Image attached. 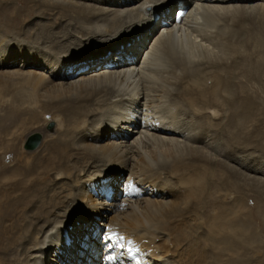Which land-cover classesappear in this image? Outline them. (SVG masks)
<instances>
[{"label": "bare ground", "instance_id": "1", "mask_svg": "<svg viewBox=\"0 0 264 264\" xmlns=\"http://www.w3.org/2000/svg\"><path fill=\"white\" fill-rule=\"evenodd\" d=\"M92 1H55L54 8L70 20L68 26L57 33L47 34L45 30L37 39L35 47L39 49L41 43H46L43 47L48 56L33 52L24 55V65L36 62L33 65L37 67L40 62L50 70L49 75L36 68L25 71L40 76V116L47 115L52 121V112L57 111H68L70 119L73 114L83 115L76 116L82 125L71 128V147L75 149L71 157L80 172L71 180V188L62 187L68 181L58 182V189L50 194L49 208L42 206L47 210L38 213L45 215L43 222L29 229L27 221L12 220L17 208L32 203L29 187L20 179L8 184L10 194L6 202L0 203V264H47L51 257V264H99L100 254L103 264H185L176 249L178 243L189 242V237L176 240L172 236L174 227L157 226L142 217L138 220L143 213L140 203L147 207L157 201L158 190L164 196L168 194L165 179L170 175L166 170L175 168L172 157L166 158L167 152L176 157L177 151L186 149L193 129L183 119L190 99L188 91L196 93L212 111L221 102L227 110L239 109L229 99L245 96L242 78L247 77L246 70L234 59L231 65H222L225 59L229 61L230 51L224 57L217 48L239 43L229 24L240 17L251 18L264 28V0ZM178 9L184 14L176 23L172 12ZM124 40H130L129 45L116 48ZM109 50L111 53L100 62L88 59L90 54ZM62 56L66 58L64 63ZM91 66L94 68L90 72L75 77L78 69ZM50 75L58 80L53 81ZM149 110L167 122L169 133L156 129L148 115H142L149 114ZM42 119L43 126H47L50 121ZM90 132L92 138L87 137ZM102 134H108V139L101 143ZM77 139L81 144L75 142ZM149 151H154L157 158L151 159ZM68 167L66 163L59 179L64 178ZM123 171L128 174L120 186L113 185L116 177L103 181L108 173ZM134 179L142 183L150 197L138 198L137 186L130 185ZM93 182L99 183L98 187ZM19 190L18 199L9 200ZM95 216L101 221L95 218L90 222ZM72 227L77 229L75 236L69 235L66 240ZM73 239L76 245L71 247ZM109 243L112 247L107 246Z\"/></svg>", "mask_w": 264, "mask_h": 264}, {"label": "rangeland", "instance_id": "2", "mask_svg": "<svg viewBox=\"0 0 264 264\" xmlns=\"http://www.w3.org/2000/svg\"><path fill=\"white\" fill-rule=\"evenodd\" d=\"M55 1L60 0H26L25 3L22 0H0V203L6 202L8 184L22 180L25 187H29L28 196L32 203L17 208L12 220L19 223L27 221L28 229L33 225L38 227L43 222L45 215L39 216L38 213L47 210L42 206L48 207L50 194L58 189V182L68 181L62 187L71 188V180L80 172L71 157L72 150H75L71 147V128L82 125L76 116L83 115L73 114L70 119L68 111L66 114L57 111L52 112V121L47 119V115L40 116L41 106L37 102L40 76L25 71L36 68L49 75L50 70L47 66H41L40 62L37 67L33 65L36 62L23 64L25 53L33 52L42 57L49 55L43 47L46 43H41L42 48L35 47L43 31L46 30L47 34L57 33L68 26L70 20L62 11L54 8ZM64 1L94 3L92 0ZM229 26L239 43L217 50L224 57L230 51L229 61L225 59L222 65H231L235 60L243 65L241 69L246 70L247 77L242 78L246 84L245 96L242 99L233 98L234 101L229 99L239 109L227 110L221 102L220 107L212 111V107H207L204 101L196 97V93L188 91L190 99L182 115L185 123L190 124L188 127L193 129H190L186 149L177 151L179 155L175 154L176 157L169 156L167 151L161 152V156L167 152L166 158L172 157V167L175 168L166 170L170 175V179H165L168 194L164 196L158 190L155 195L159 197L154 204L147 207L143 203L139 204L143 213L138 220L142 217L157 226L174 227L172 236L176 240L189 237V242L180 243L182 246L178 243L179 249L175 246L185 264H264V28H260L258 22H253L251 18L241 17ZM129 42L124 40L116 48L128 46ZM111 51L90 54L88 59L100 62ZM60 59L63 63L66 61L63 56ZM230 60L233 62L229 63ZM42 64L46 65V62ZM101 66L104 65H98L95 69ZM93 68H80L75 77ZM55 77H52L53 81L58 80ZM148 112L142 115H148L150 124H155L156 129L165 133L170 132V127L162 117L157 118L156 114L154 116L150 110ZM41 119L53 122V127H47L50 122L43 126ZM33 132L42 134L41 142L36 149L25 150L23 144ZM91 134L87 137L92 138ZM106 136L108 134L101 135V143L108 139ZM75 142L81 144L80 139ZM188 146L196 148L188 149ZM148 153L151 159L157 158L154 151ZM134 158L136 160V156ZM236 161H240L243 166ZM66 163L69 167L65 172L70 179L65 178L66 175L59 179V173ZM109 174L103 181H111L116 177L113 185L120 186L126 181L128 171ZM95 184L98 187L99 183ZM131 184L137 186L135 190H138V198L151 196L142 189V183L134 179ZM19 192L21 190L11 194L9 200L18 199ZM89 194H92L91 190ZM93 219L101 221L102 218L95 216L90 222ZM195 226L202 229H190ZM76 230V227H72L66 236L62 234L61 237L65 236L66 240L69 235L74 237ZM69 245L74 247L76 241L73 239ZM49 259L53 258H48L47 264H51ZM99 264H103L102 254Z\"/></svg>", "mask_w": 264, "mask_h": 264}, {"label": "water", "instance_id": "3", "mask_svg": "<svg viewBox=\"0 0 264 264\" xmlns=\"http://www.w3.org/2000/svg\"><path fill=\"white\" fill-rule=\"evenodd\" d=\"M48 128L52 127V123L49 124V126H47ZM41 134L39 132H33L30 135H28V137L26 138L24 144H23V148L25 150H34L35 148H37L41 142Z\"/></svg>", "mask_w": 264, "mask_h": 264}, {"label": "snow or ice", "instance_id": "4", "mask_svg": "<svg viewBox=\"0 0 264 264\" xmlns=\"http://www.w3.org/2000/svg\"><path fill=\"white\" fill-rule=\"evenodd\" d=\"M108 239L111 240V236H108ZM121 239H123V238L121 237ZM107 246L112 247V245L110 243Z\"/></svg>", "mask_w": 264, "mask_h": 264}]
</instances>
